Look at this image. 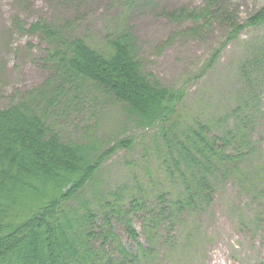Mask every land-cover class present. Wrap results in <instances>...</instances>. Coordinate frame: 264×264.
<instances>
[{
    "label": "rangeland",
    "instance_id": "1",
    "mask_svg": "<svg viewBox=\"0 0 264 264\" xmlns=\"http://www.w3.org/2000/svg\"><path fill=\"white\" fill-rule=\"evenodd\" d=\"M127 1L88 0L77 13L75 7H63L61 0H0V105L35 89L56 70L46 62L54 46L39 33L19 30L14 17H18V25L27 29L36 22L63 25L62 16L67 15L73 19L66 27L67 40L85 41L115 37L112 25L124 23L130 41H134L135 60L143 76L150 74L162 85L184 92L175 127L182 129L190 119L199 117L212 127L208 128L212 135L218 114L231 111L235 102L245 103L238 110V124L247 125V136L237 134L229 151L242 141L248 144L242 150L254 148L248 155L243 151L240 172L246 171L248 164L253 166L264 160V22L246 25L234 39L227 38L230 21L246 22L264 6V0H130L128 5ZM206 8L212 11L209 18ZM176 10L187 13L179 14L175 20ZM164 12H171L172 18ZM188 12L195 14L190 17ZM120 18L124 22L119 23ZM87 93L79 107L62 116L57 114L55 121L65 140H83L88 136L87 124L97 126L93 136L105 148L113 147L120 139H132L129 148L117 147L106 157L81 192V198L90 199L94 207V197H108L119 186L135 190L137 198L142 192L136 186L143 190L141 209L128 215L136 241L126 235L118 216L111 214L113 231L127 250L135 253L137 243L152 246L148 261L127 264H264V191H251L236 177L237 173H225L220 168L219 173L227 177L223 184L216 183L211 204L196 211L175 213L171 221L161 222L149 239L147 222L157 207L158 194L166 193L163 202L168 204L176 191L169 186L173 177L170 179L158 168L164 150L161 143L159 148L155 144L161 142V132L157 127L137 128L122 116L119 103L99 96L98 99L93 90ZM66 99L70 101L72 97ZM75 105L76 102L72 107ZM245 116L247 122L243 120ZM170 132L167 130L168 138L172 137ZM263 186L264 181L257 189ZM127 205L119 206L116 213L120 215ZM94 221L93 225L101 231L100 217ZM106 247L113 252V245Z\"/></svg>",
    "mask_w": 264,
    "mask_h": 264
},
{
    "label": "trees",
    "instance_id": "2",
    "mask_svg": "<svg viewBox=\"0 0 264 264\" xmlns=\"http://www.w3.org/2000/svg\"><path fill=\"white\" fill-rule=\"evenodd\" d=\"M87 1L61 0V5L75 7L80 13ZM129 3L130 0L126 2ZM204 12L208 18L212 13L208 8ZM164 13L171 17V12ZM186 13L176 10L174 19ZM14 18L19 30L39 33L54 46L46 62L56 70L35 89L0 105V264H127L148 261L152 256V246L143 247L140 243L135 253L127 250L111 226V214H116L126 235L137 240L128 215L141 209L144 193L138 185L140 198L135 197L138 194L135 190L121 186L108 197H94L97 200L94 207L90 199L81 198L87 182L106 157L117 147L132 145V139L126 138L105 148L93 136L95 124L85 125L88 136L83 140L63 138L59 122L55 121L57 114L62 116L79 107L91 90L98 99L119 103L122 116L137 128L157 127L161 132L159 145L153 140L156 147L162 144L164 150L158 168L170 179L173 177L169 186L176 191L169 205L163 202L166 193L158 194L157 207L150 212L151 219L147 222L149 239L152 240L154 229L166 219L171 221L175 213L196 211L211 204L215 185L223 184L227 177L218 168L225 173H237L236 177L255 193L264 191V186L257 189L264 181V160L239 171L243 151L248 155L254 148L242 150L248 145L242 141L229 151L237 134L247 136V125L243 121V126L238 124V110L245 103L235 102L231 111L218 114L212 135L209 133L212 127L199 117H193L180 129L175 125L183 90L166 87L150 74L143 76L135 60L134 41H130L121 18L118 21L122 24L112 25L115 37L106 36L105 41L67 40L66 30L73 21L67 15L62 16L65 24H56V28L49 22H36L25 29L18 25V17ZM263 22L264 6L244 23L231 20L227 38L234 39L246 25ZM244 66L242 63L241 69ZM67 96L72 99L68 101ZM243 120L247 122L248 117ZM225 123L231 125L224 129ZM169 129L171 138L166 135ZM125 203L127 209L120 215L116 213ZM72 205L76 208H70ZM96 216L100 217L101 231L93 225ZM21 233L23 236L19 237ZM107 245H113V252L106 249Z\"/></svg>",
    "mask_w": 264,
    "mask_h": 264
}]
</instances>
